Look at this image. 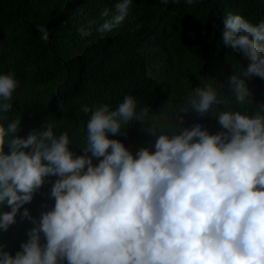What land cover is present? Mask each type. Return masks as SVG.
<instances>
[{"label": "clouds", "instance_id": "obj_1", "mask_svg": "<svg viewBox=\"0 0 264 264\" xmlns=\"http://www.w3.org/2000/svg\"><path fill=\"white\" fill-rule=\"evenodd\" d=\"M131 4L104 8L107 19L95 31L120 26ZM37 29L48 41L46 25ZM78 31L85 37L93 29ZM220 31L223 46L249 61L229 77L231 95L209 81L175 109L215 116L222 128L216 133L200 123L173 127L130 93L115 106H81L88 119L84 154L77 155L68 130L57 133L53 120L17 135L20 118L8 113L20 81L13 71L0 72V230L18 214L34 225L15 255L0 244V264H264V103L249 112L246 83L264 79V20L229 12ZM137 120L153 144L133 153L109 138ZM46 182L54 204L37 219L22 206Z\"/></svg>", "mask_w": 264, "mask_h": 264}, {"label": "trees", "instance_id": "obj_2", "mask_svg": "<svg viewBox=\"0 0 264 264\" xmlns=\"http://www.w3.org/2000/svg\"><path fill=\"white\" fill-rule=\"evenodd\" d=\"M116 2L0 0V72L13 71L20 81L8 113L10 119L20 118L17 135L26 137L53 120L57 133L68 130L72 138L69 148L82 155L85 131L81 129L86 130L88 115L81 106H115L130 93L141 106L168 116L173 127L200 123L210 133L221 131L211 114L177 113L175 109L184 104L191 89L209 81L220 85L226 97L231 95L229 77L246 68L249 61L230 46H223L222 20L232 12L259 23L264 20V0H132L120 26L103 33L95 31L107 19L101 16L103 9L111 12ZM40 24L50 30L48 41L40 39ZM81 26H91L92 35L81 37ZM246 83L251 112L264 103V79L253 76L246 78ZM146 128V124L133 121L122 129L123 135L109 134V138L120 140L135 153L155 142ZM50 188L51 183L43 184L22 208L27 207L39 219L41 212L54 204ZM4 210L10 208L5 205ZM33 226L18 214L16 223L7 231L0 230L4 250L15 255Z\"/></svg>", "mask_w": 264, "mask_h": 264}]
</instances>
